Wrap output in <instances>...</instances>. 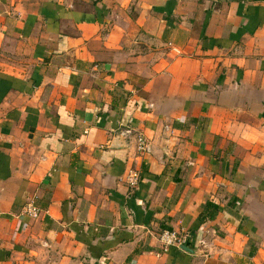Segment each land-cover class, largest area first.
<instances>
[{
    "label": "crops",
    "instance_id": "crops-1",
    "mask_svg": "<svg viewBox=\"0 0 264 264\" xmlns=\"http://www.w3.org/2000/svg\"><path fill=\"white\" fill-rule=\"evenodd\" d=\"M0 264H264V0H0Z\"/></svg>",
    "mask_w": 264,
    "mask_h": 264
},
{
    "label": "built area",
    "instance_id": "built-area-1",
    "mask_svg": "<svg viewBox=\"0 0 264 264\" xmlns=\"http://www.w3.org/2000/svg\"><path fill=\"white\" fill-rule=\"evenodd\" d=\"M137 143H138V151L141 154L150 153L151 145L146 137L142 135L138 136ZM127 181L130 187L136 188L140 182L139 172H137L136 170H130L129 173L127 174ZM41 214H42V210L33 201L27 203L23 208V212H22V215L29 219H38L40 218ZM160 240L163 244L165 251H168L170 248L173 247L178 248L182 242V238L179 236V234L171 230L164 231L160 236Z\"/></svg>",
    "mask_w": 264,
    "mask_h": 264
},
{
    "label": "water",
    "instance_id": "water-1",
    "mask_svg": "<svg viewBox=\"0 0 264 264\" xmlns=\"http://www.w3.org/2000/svg\"><path fill=\"white\" fill-rule=\"evenodd\" d=\"M183 249H187V248L183 247Z\"/></svg>",
    "mask_w": 264,
    "mask_h": 264
}]
</instances>
